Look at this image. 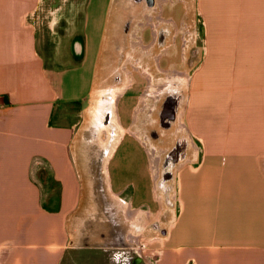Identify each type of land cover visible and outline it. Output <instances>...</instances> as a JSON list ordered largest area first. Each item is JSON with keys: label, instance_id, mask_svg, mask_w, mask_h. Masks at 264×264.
Masks as SVG:
<instances>
[{"label": "crops", "instance_id": "obj_1", "mask_svg": "<svg viewBox=\"0 0 264 264\" xmlns=\"http://www.w3.org/2000/svg\"><path fill=\"white\" fill-rule=\"evenodd\" d=\"M48 2L58 10L48 24L57 35L54 44L40 25ZM77 2L0 0V264H63L71 248L70 224L82 209L86 185L74 148L76 119L99 91L96 64L109 22L95 21L97 34H83L79 28L94 24L83 17L85 2ZM196 5L204 47L187 83L184 129L176 119L190 151L177 162L176 208L167 231L147 237L164 210L157 186L162 162L155 170L159 149L136 125H143L142 114H153L148 100L162 101L163 90L139 60L124 67L131 78L121 85L125 90L117 102L122 135L105 156L107 184L125 207L126 222L140 227L128 234L136 246L129 259L264 264V0H196ZM73 7L74 19L81 21L69 35H58L56 26L69 22ZM143 39L144 32L134 46L147 52L155 39L144 47ZM134 73L146 82L140 94ZM137 153L136 162L123 161ZM126 171L133 177L124 179Z\"/></svg>", "mask_w": 264, "mask_h": 264}, {"label": "rangeland", "instance_id": "obj_2", "mask_svg": "<svg viewBox=\"0 0 264 264\" xmlns=\"http://www.w3.org/2000/svg\"><path fill=\"white\" fill-rule=\"evenodd\" d=\"M74 1L85 2L83 17H87L90 23L94 24L87 27V31L82 27L79 28L84 31L83 34L91 36L97 34L95 21H107V18L109 22L106 26L103 48L96 64L95 83L99 91L86 101L84 113L76 119L80 124L74 148L77 160L83 166L86 185L82 209L70 224L71 248L63 264H127L131 254L135 255L133 249L136 251V246L128 242V234L134 228L139 232L140 227H134L133 224L126 222L125 207L110 193L104 167L106 154L114 148L122 135L117 115V102L118 97H121L125 90L121 85L131 78L124 67L127 62L139 60L138 65L142 66V71L149 72L153 76L156 89L162 88L166 93L158 103L148 100L149 110L154 109L153 114L151 113L150 116L147 113L142 114L140 122L142 121L143 125L140 123L136 125L139 130L144 129L148 132L149 141L159 149L153 154L155 170L158 169L160 158L162 162L157 173V186L158 193L164 200V210L160 220L156 221L157 229L154 223L147 229V237L150 240L154 234L161 237L167 231L169 220L176 208L177 163L169 164V168L163 167L167 152L182 143V155L177 160L181 162L186 160L190 151V139L186 131L180 130L179 134L178 131L183 122L187 83L203 53V20L197 9L196 0H154L152 9L145 3L136 4L135 0H114L113 5L106 3L107 0H69V4ZM56 6L55 2H48L40 12V25L44 33H50L49 38L53 44L57 40V35L50 32L48 24L54 13L58 15V10L55 12ZM73 11L74 7L69 9L68 15L71 17L69 22L62 20L56 26L55 32H58V35L63 36L66 32L69 35L75 31L74 23L81 21V18L75 20ZM59 17L61 19V16ZM168 21L170 24L167 23ZM148 22L155 27L159 24V40L155 45L157 34L153 35L147 30L144 33L142 46L155 40L154 46L146 52L134 46V41H138L136 37L143 35L147 24H150ZM127 24H130L128 34L124 32ZM157 57L161 58L160 65ZM142 74L144 75V72ZM118 78L121 79L117 80ZM132 78L134 83L139 85L138 94H140L146 82L136 73ZM104 85H108L104 90L109 88L111 94L104 93L102 88ZM168 97L177 98L179 101L177 119L180 117V127H177V121L171 120L169 125H161L160 113ZM146 115L152 118L147 121ZM165 122L167 123L168 120ZM122 155L123 150L119 152L114 163L121 160ZM139 159V153L133 154L128 159L123 157V161L127 160V162H136ZM114 169L112 166L113 176ZM130 177H133L132 172L126 171L124 179L128 180ZM170 178L172 179L169 180ZM131 251L132 253L129 254ZM130 259L132 261V258Z\"/></svg>", "mask_w": 264, "mask_h": 264}, {"label": "flooded vegetation", "instance_id": "obj_3", "mask_svg": "<svg viewBox=\"0 0 264 264\" xmlns=\"http://www.w3.org/2000/svg\"><path fill=\"white\" fill-rule=\"evenodd\" d=\"M135 3L136 4L145 3L146 6H148L149 8L152 9L153 8L152 6H154L155 1L154 0H135ZM162 23H164V22H162ZM167 23L170 24V22H167ZM154 28H155L156 34H157V39H156V42H155V45H156L158 43V40H159V30H158L159 24H158L157 27L154 26ZM147 30H150L151 34H153V27L150 24H148V26H147L146 30L144 31V33ZM124 32L126 34H128L130 32V24L125 25ZM120 79L118 78L117 80H120ZM165 94L166 93L164 91L163 92L162 99H163V97H164ZM178 106H179V101H177V98H174V97H172V98L170 97L169 98L168 97L164 101V104L162 106V110H161V113H160L161 125L162 126H165V125L167 126V125L170 124L171 121H176V119H177ZM165 120H168V122L166 123ZM182 147H183V144L182 143L177 144L174 149H172L170 152H168L167 159H166V163L164 165L165 168L168 167L169 164H171V163L172 164L173 163H177V160H179V158L182 155V153H181V148ZM170 177H171V175H170ZM127 264H142V260L139 257H133L132 258V261H130V259H129V263H127Z\"/></svg>", "mask_w": 264, "mask_h": 264}, {"label": "bare ground", "instance_id": "obj_4", "mask_svg": "<svg viewBox=\"0 0 264 264\" xmlns=\"http://www.w3.org/2000/svg\"><path fill=\"white\" fill-rule=\"evenodd\" d=\"M182 113V112H181ZM184 113V112H183ZM134 238V237H133Z\"/></svg>", "mask_w": 264, "mask_h": 264}]
</instances>
